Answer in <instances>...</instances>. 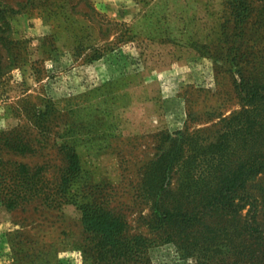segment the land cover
Returning <instances> with one entry per match:
<instances>
[{"label":"rangeland","instance_id":"rangeland-1","mask_svg":"<svg viewBox=\"0 0 264 264\" xmlns=\"http://www.w3.org/2000/svg\"><path fill=\"white\" fill-rule=\"evenodd\" d=\"M239 1L0 0V193L21 164L37 187L14 209L0 196V264H264L250 204L203 210L264 150V107L243 101L264 85V0ZM257 106L249 134L237 115ZM247 194L264 225V172ZM85 205L145 238L142 256L114 257ZM180 209L199 217L164 219Z\"/></svg>","mask_w":264,"mask_h":264},{"label":"trees","instance_id":"trees-1","mask_svg":"<svg viewBox=\"0 0 264 264\" xmlns=\"http://www.w3.org/2000/svg\"><path fill=\"white\" fill-rule=\"evenodd\" d=\"M240 5L243 10H247L244 0H240ZM245 105H258L264 107V85L255 84L243 97ZM258 106L253 109H245L237 115V118L243 120L247 132L253 134L256 129L257 121L260 119ZM25 144L20 143L17 149L24 150ZM78 168V157L73 154L70 156L69 164L63 176L61 186L65 185L72 176L75 169ZM19 171L23 176L20 178L21 184L13 191L1 192L0 196L8 209H14L22 201L27 200L31 195L37 191L34 178L36 174H31L30 169L26 164H21ZM264 172V150L256 149L253 151L248 164L240 163L230 173L224 175L220 180L215 192L207 198L203 205L204 212L222 210L226 212L239 211L244 209L248 204L251 205L249 209L248 220L245 229L253 234H258L264 231V225L258 223L256 217L257 200L253 195L247 194L246 198L236 199L240 189H243L246 179L255 177ZM67 189V187H66ZM83 222L85 227L93 232L102 234V242L107 246L113 256L116 258H123L126 261L139 259L142 252L147 246V240L139 235L126 239L121 236L124 229V222L118 217L113 216L111 213L104 209L85 205L84 207ZM199 217L198 214L188 213L185 210L165 211L164 219L173 220L177 224H193Z\"/></svg>","mask_w":264,"mask_h":264}]
</instances>
